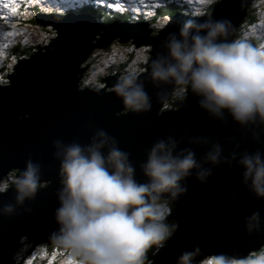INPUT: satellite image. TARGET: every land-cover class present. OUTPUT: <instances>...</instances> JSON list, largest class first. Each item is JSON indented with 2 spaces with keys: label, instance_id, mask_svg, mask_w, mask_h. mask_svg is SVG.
Listing matches in <instances>:
<instances>
[{
  "label": "water",
  "instance_id": "water-1",
  "mask_svg": "<svg viewBox=\"0 0 264 264\" xmlns=\"http://www.w3.org/2000/svg\"><path fill=\"white\" fill-rule=\"evenodd\" d=\"M253 1L221 0L209 14L229 19L236 38ZM189 16L176 12L154 34V28L146 21L104 23L92 14L37 15V22L51 25L57 36L29 57L18 60L8 75L10 84L0 85V182L8 183L13 171L22 169L31 155L41 164L42 182L48 185L40 188L34 200L25 201L23 207L31 211L25 212L22 207L17 210L19 214L0 215V264H16V251L23 237L33 243L32 249L42 243H54L50 235L58 228L54 209L58 206L55 193L59 185L53 140L77 139L84 143L93 128H103L130 154L136 165V179L141 182L144 177L139 164L145 159L146 150L158 138L169 135L180 141V148H192L197 158L206 147L189 144L191 137H206L220 143L224 156L233 151L259 150L264 154V126L242 127L227 113L224 120L215 119L199 106V98L190 91L177 108L171 100L160 102L158 89L146 81L151 109L139 114H119L121 100L110 89L120 73L105 76V86L99 92L81 87L90 66L84 64L96 49H106L115 40L122 44L132 42L137 48H151L150 61L160 50L165 35L175 31ZM197 19L203 20L204 16ZM206 166L212 168L207 181L201 183L194 175L187 177V192L172 202L177 230L166 245L148 254L147 259H152L153 264H174L181 251L194 245L200 247L203 256L225 254L232 261L245 259L264 246V199L255 198L241 183L243 169L235 160L231 165ZM12 197L9 187L0 193V206ZM253 211L260 213L261 228L249 233L244 228V217Z\"/></svg>",
  "mask_w": 264,
  "mask_h": 264
},
{
  "label": "clouds",
  "instance_id": "clouds-1",
  "mask_svg": "<svg viewBox=\"0 0 264 264\" xmlns=\"http://www.w3.org/2000/svg\"><path fill=\"white\" fill-rule=\"evenodd\" d=\"M201 15L204 19H197ZM233 33L227 18L193 13L184 19L161 40L160 50L146 67L126 70L111 85V92L121 100L119 114L151 109L147 81L158 89L160 102L171 100L178 108L190 91L215 119L224 120L227 113L242 127L264 126V45L233 38ZM102 73L98 69L92 76ZM91 90L100 91L98 87ZM188 143L203 145L206 151L197 158L192 148H180V141L171 135L155 140L139 164L141 182L130 154L103 128H93L84 143L53 140L52 155L58 161L54 209L58 228L50 238L70 250L80 264H146L148 252L158 251L177 230L167 214L169 204L187 192L185 179L194 175L205 183L212 172L206 165H231L233 160L243 169L244 187L255 198L264 199V154L259 150L224 156L220 143L206 137H191ZM9 187L13 197L0 206V215L10 217L19 214L17 210L34 200L43 187L41 164L29 155L8 183L0 182V193ZM23 211L31 209L23 207ZM244 228L249 233L260 230L259 211L244 217ZM174 264L233 262L225 254L203 256L194 245L181 251ZM250 264H264V253Z\"/></svg>",
  "mask_w": 264,
  "mask_h": 264
},
{
  "label": "rangeland",
  "instance_id": "rangeland-1",
  "mask_svg": "<svg viewBox=\"0 0 264 264\" xmlns=\"http://www.w3.org/2000/svg\"><path fill=\"white\" fill-rule=\"evenodd\" d=\"M149 1L153 4L150 7L155 9V4L161 0ZM216 1L219 2L220 0ZM38 3L41 5L42 10L46 12L57 11L63 13L70 9H78L74 0H0V85L8 84L7 75L11 74L16 63L17 59L13 53V48L18 45H45L56 36V32L52 27H44L34 22L36 10L33 6ZM178 3L184 8V12L191 15L193 13L206 14L207 9L212 5L208 4L206 0L204 3H201V0H179ZM254 6L255 8L251 9V12L256 15L257 20L253 23L248 21L243 23L240 38L249 39L252 35L257 34L259 29L264 31V0L256 1ZM13 7L16 8L15 12L12 11ZM149 21H151L154 34H156L167 24L168 19L159 18L156 21L149 19ZM245 33H248L247 37L244 36ZM261 45H264V37ZM150 49L147 46L137 48L132 42L121 44L116 41L108 49H99L93 53L92 67L85 74L83 80L92 87L101 88L103 84L100 82V78L106 74L116 72L122 74L129 69L145 67L143 65L150 57ZM142 58H144L143 61ZM98 69H103V73L93 78L92 73ZM28 262V264H80L79 258L75 257L70 250L58 245L52 250L47 246L40 247L32 253ZM146 264H153L152 259H147ZM233 264L245 263L238 261Z\"/></svg>",
  "mask_w": 264,
  "mask_h": 264
},
{
  "label": "trees",
  "instance_id": "trees-1",
  "mask_svg": "<svg viewBox=\"0 0 264 264\" xmlns=\"http://www.w3.org/2000/svg\"><path fill=\"white\" fill-rule=\"evenodd\" d=\"M254 4L255 3H252V5L250 6L251 9L255 8ZM213 6L214 5H212L208 9L209 12H212ZM88 9L91 10L93 12V14H95L102 22H113L115 20H120V21H135L136 20V19L131 18L130 13L108 12L109 11L108 9H106L102 6H98V5H88ZM178 10H181V9L176 7L175 3H173V2L168 3L167 5L162 6L157 10V12L160 13V16L159 17L155 16L153 18V21H156L157 19L164 18V17L168 19V18L172 17L174 15V13ZM251 16L254 18V16H255L254 13H251ZM251 16H249L250 18L247 21L253 23L256 20L252 19ZM141 19H144V17H140V20ZM243 22H244V20H243ZM243 22L239 26V30H238V34L240 37L242 35L241 33H242ZM258 38L259 37H252V38L250 37L251 43H254L258 46V44H260V41ZM33 50H34V48H32V47H30V48L25 47V48H19V49L15 50V53L17 54V56L21 57V56L29 55ZM171 206H172V210L170 213V217L167 220L169 223H174L172 216H173V212L175 209V204L172 203ZM54 247L51 246L50 248L52 249ZM263 251H264V248L262 250H260L259 252L251 254L248 258H245L244 260H242V262H244L245 264H250L251 260L255 259L258 255L262 254ZM23 255H25V253H23ZM19 259L21 260L22 257L19 256ZM236 262H238V261H235L233 263H236Z\"/></svg>",
  "mask_w": 264,
  "mask_h": 264
},
{
  "label": "bare ground",
  "instance_id": "bare-ground-1",
  "mask_svg": "<svg viewBox=\"0 0 264 264\" xmlns=\"http://www.w3.org/2000/svg\"><path fill=\"white\" fill-rule=\"evenodd\" d=\"M119 5H120L121 7H123V5H122L121 3H120ZM147 5H149V6H153V5H150V4H147ZM155 6H156V5H155ZM210 7H211V6H210ZM210 7H209V8H210ZM116 8H119V9H120L119 6H116ZM209 8H208V9H209ZM155 9H157V7H155ZM212 10H213V9H212ZM82 11H83V13L85 12L84 9H82ZM85 13H86V12H85ZM86 14H88V13H86ZM130 23H135V22H130ZM238 30H239V28H238ZM254 45H256V44H254ZM2 70H3V69H2ZM9 84H10V82H9ZM5 85H6V84H5Z\"/></svg>",
  "mask_w": 264,
  "mask_h": 264
},
{
  "label": "snow or ice",
  "instance_id": "snow-or-ice-1",
  "mask_svg": "<svg viewBox=\"0 0 264 264\" xmlns=\"http://www.w3.org/2000/svg\"><path fill=\"white\" fill-rule=\"evenodd\" d=\"M204 2H205V0H201V3H204ZM12 11L15 12V11H16V8L13 7V8H12Z\"/></svg>",
  "mask_w": 264,
  "mask_h": 264
},
{
  "label": "flooded vegetation",
  "instance_id": "flooded-vegetation-1",
  "mask_svg": "<svg viewBox=\"0 0 264 264\" xmlns=\"http://www.w3.org/2000/svg\"><path fill=\"white\" fill-rule=\"evenodd\" d=\"M11 173H12V172H11ZM9 175H10V174H9ZM9 175H8V177H9ZM169 206L171 207V205H170V204H169ZM168 215H169V214H168ZM168 215H167V216H168ZM168 217H170V216H168Z\"/></svg>",
  "mask_w": 264,
  "mask_h": 264
}]
</instances>
